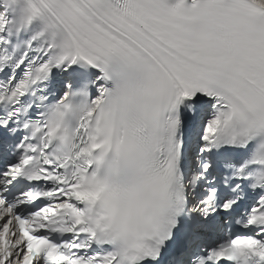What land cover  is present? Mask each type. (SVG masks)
<instances>
[{"label":"snow or ice","instance_id":"6c2138e0","mask_svg":"<svg viewBox=\"0 0 264 264\" xmlns=\"http://www.w3.org/2000/svg\"><path fill=\"white\" fill-rule=\"evenodd\" d=\"M0 264H264V0H0Z\"/></svg>","mask_w":264,"mask_h":264}]
</instances>
